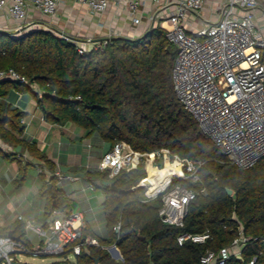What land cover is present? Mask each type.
Returning <instances> with one entry per match:
<instances>
[{
    "label": "trees",
    "instance_id": "trees-1",
    "mask_svg": "<svg viewBox=\"0 0 264 264\" xmlns=\"http://www.w3.org/2000/svg\"><path fill=\"white\" fill-rule=\"evenodd\" d=\"M176 54V45L160 26L135 38L111 37L101 48L84 53L77 51L73 41L43 28L19 37L0 31V71L13 69L27 80L24 84L0 80V141L12 147L11 152L0 151L17 161L19 179L25 178L31 164L21 159L23 152L43 163L49 174L55 166L35 141L22 137L25 112L5 100L11 89L31 93L46 120L72 122L99 135L109 143L108 150L123 141L141 152L168 148L181 157L203 161L200 182L190 185L205 187L206 193L189 204L181 227L162 221L160 197L142 201L143 189L135 186L145 175L143 167L113 178L107 171H89L88 182L104 194L106 237L92 234L98 245L86 246L65 264H94V258H98L97 264H198L207 251L230 245L239 227L248 240L241 258L231 255L225 264H248L254 257L255 264H264V159L242 169L228 162L202 132L173 91L171 70ZM17 147L19 152H15ZM44 170L39 176L46 215L54 210L71 213L68 200L55 185V176ZM111 182L125 192L111 190ZM226 188L232 190L230 195ZM10 230L29 243L23 238V222L0 226V235ZM205 232L209 238L204 243L177 242L181 234ZM86 233L83 229V236ZM111 244L122 259L113 258L104 248Z\"/></svg>",
    "mask_w": 264,
    "mask_h": 264
},
{
    "label": "built area",
    "instance_id": "built-area-1",
    "mask_svg": "<svg viewBox=\"0 0 264 264\" xmlns=\"http://www.w3.org/2000/svg\"><path fill=\"white\" fill-rule=\"evenodd\" d=\"M64 1L0 0V15L11 21L10 25L0 27V31L19 37L38 29L31 11L44 16L48 22H54ZM74 1L99 18L110 13L108 20L99 19L97 22L98 27L107 29L100 39L79 40L75 35H59L73 41L79 53L91 50L86 45L88 41L93 42L92 49H96L111 37H128L118 25L123 19L132 27L143 26L138 36L160 26L177 47L171 82L184 109L231 164L248 169L264 159V0ZM47 25L40 26L49 30ZM2 79L27 83L26 78L13 69L1 70ZM32 86L37 90L35 84ZM140 166H143L145 175L135 187L143 189L142 201L160 197L158 214L162 221L183 226L189 204L197 195L206 193L205 187L194 189L190 185L200 182L203 161L181 157L168 148L141 152L118 141L102 155L98 167L99 171H107L109 178H113L122 171ZM167 167L172 169L170 174L165 172ZM44 169L39 166V172ZM150 169L154 170L155 176H151ZM158 174L164 175L161 180ZM50 175L64 178L58 172ZM17 219L23 222L25 230L34 231L40 240L34 245L19 236L15 239L8 234L0 235V264H28L16 259L15 255L19 253L74 258L86 246L98 245L96 238L83 236L84 225L79 212L61 214L54 210L39 224L21 215ZM119 228L120 222L114 231L118 233ZM208 238L207 232L184 233L177 236V242L179 245L185 240L204 243ZM247 240L239 227L238 236L230 245L218 251H207L198 264H225L231 255L241 256ZM104 248L113 258L122 259L115 244ZM255 262L254 257L248 264Z\"/></svg>",
    "mask_w": 264,
    "mask_h": 264
},
{
    "label": "crops",
    "instance_id": "crops-1",
    "mask_svg": "<svg viewBox=\"0 0 264 264\" xmlns=\"http://www.w3.org/2000/svg\"><path fill=\"white\" fill-rule=\"evenodd\" d=\"M31 13L35 21H37V18L45 19L44 16H41L35 11H31ZM109 18L110 13L104 15L103 18H99L89 13L84 6L77 5L74 0H65L60 4L57 10L54 23L67 29L66 31L71 35L79 36V38L81 37L84 40L88 38L97 40L102 38L107 30L98 27L97 22L99 19L108 20ZM10 24V20L0 15V27ZM118 25L122 27V30L128 37L138 36V34L142 32L143 27H132L129 22L124 19L119 21ZM92 43L91 41L86 42L88 48L92 49ZM5 100L8 101L13 108H18L25 112L22 118L23 124L25 125L22 137L35 141L37 146L43 150L46 156L54 163V172H58L64 176V178L61 179L55 178V185L68 200L69 211L81 213L82 223L84 225L83 229L87 230L86 236H96L97 234L101 237H106V225L103 215L104 196L99 198V194H97L96 190L100 188L90 185L88 182V172L99 170L98 166L100 159L108 150L109 143L97 134H89L87 130L79 127L75 123H56L46 120L44 113L37 106L35 99L32 96L30 97L28 92H20L11 89ZM0 150L11 152L12 147L0 141ZM20 150L21 149L17 147L15 152H19ZM1 151L0 153H2ZM21 159L30 162L31 164L29 165H37L38 169L39 166H44L41 162L37 163L31 160L26 152L22 153ZM14 161V170L16 172L14 180H16L19 173V166L17 161ZM44 171L50 176L46 168ZM67 176L76 178L70 179L67 178ZM38 178L40 181L37 184L35 193L39 195L40 201L34 206L31 200H28L29 193L26 192V194L23 195L25 198L23 210L17 215V217L21 215L26 219L32 218L37 224L41 223L49 216L45 213L46 199L41 195L43 180L39 176V172ZM46 181L49 183L47 177ZM94 200H96L97 205L93 203ZM17 207L18 206L13 207L15 211H17ZM61 214H64V212H61ZM0 226L6 225L0 223ZM14 235H16V233H14ZM65 260H73V257L70 256Z\"/></svg>",
    "mask_w": 264,
    "mask_h": 264
},
{
    "label": "rangeland",
    "instance_id": "rangeland-1",
    "mask_svg": "<svg viewBox=\"0 0 264 264\" xmlns=\"http://www.w3.org/2000/svg\"><path fill=\"white\" fill-rule=\"evenodd\" d=\"M37 21L38 23L35 25L36 28H41L40 25L48 23L47 28L55 34L75 37L68 33L66 31L67 29L60 27L57 23L48 22L47 18H37ZM44 27L46 28V25H44ZM77 37L79 38V36ZM81 39L84 40L80 37L79 40ZM28 94L30 97L32 96L31 93L28 92ZM13 162L15 161L8 157L6 158L0 153V223H2V225L19 221L16 217L23 210V202L25 199L23 195L26 194V192L29 193L28 200H31V203L34 206L40 201L39 195L35 193L37 184L40 181L38 178V166L35 164L28 165L26 167L25 178L21 180L17 177V179L14 180L16 172L14 170L15 164ZM96 191L97 194H99V198L104 196L101 189H97ZM93 203L97 205L96 200H94ZM14 206H18L17 211L13 208ZM20 222L22 223V221ZM23 238H27V240L34 245L40 240L34 231L25 229ZM15 257L28 264H65V258L62 255L33 256L32 254L19 253L15 255Z\"/></svg>",
    "mask_w": 264,
    "mask_h": 264
},
{
    "label": "water",
    "instance_id": "water-1",
    "mask_svg": "<svg viewBox=\"0 0 264 264\" xmlns=\"http://www.w3.org/2000/svg\"><path fill=\"white\" fill-rule=\"evenodd\" d=\"M17 150H18V149H17ZM110 189L113 190V191L119 192V193H120V192H122V193L125 192L124 189H121V188L115 186L114 182H111V183H110ZM47 190L50 192L51 196L53 197L54 194H53V191H52V184H51V182H49V183L47 184ZM226 192H227L228 195H230V194L232 193V190L229 189V188H226ZM53 204H54V201H53ZM8 235L14 237L15 239H19L18 236H15V235L13 234V231H12V230H10V231L8 232ZM115 252H116V256H119V255H120L119 252H118L117 250H115ZM238 258H241V256H238ZM97 262H98V258H94V264H97ZM12 264H16V263L13 262Z\"/></svg>",
    "mask_w": 264,
    "mask_h": 264
},
{
    "label": "bare ground",
    "instance_id": "bare-ground-1",
    "mask_svg": "<svg viewBox=\"0 0 264 264\" xmlns=\"http://www.w3.org/2000/svg\"><path fill=\"white\" fill-rule=\"evenodd\" d=\"M171 171H172V169L171 168H169V167H167V169H166V171L165 172H167L168 174H170L171 173ZM150 174H151V176H155V172H154V170H152V169H150ZM159 176V178H160V180L163 178V176L164 175H162V174H158Z\"/></svg>",
    "mask_w": 264,
    "mask_h": 264
}]
</instances>
